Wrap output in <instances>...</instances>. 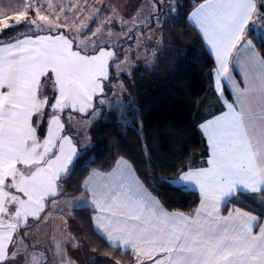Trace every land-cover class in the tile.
I'll return each instance as SVG.
<instances>
[{"label": "snow or ice", "instance_id": "6c2138e0", "mask_svg": "<svg viewBox=\"0 0 264 264\" xmlns=\"http://www.w3.org/2000/svg\"><path fill=\"white\" fill-rule=\"evenodd\" d=\"M143 7L159 22L153 13L161 0ZM117 19L123 27L136 17L116 11L83 41L77 37L86 26L77 27L53 0L0 2V264H40L14 234L30 217L48 220L46 207L59 197L89 205L97 234L131 252L135 264H264V221L239 208L221 215V205L238 192L264 204V54L247 38L253 27L264 31V0H204L188 17L215 54L216 91L223 96L227 80L235 96L225 101L227 111L200 125L207 167H187L176 177L178 185L199 189V207L190 214L165 210L124 157L111 172L92 170L82 179L75 191L90 199L73 201L69 194L77 148L66 121L73 112L94 117L96 103H106L109 69L120 66L110 62L122 55L106 39L119 36ZM234 51L243 89L229 68ZM55 254L59 264H75L63 242Z\"/></svg>", "mask_w": 264, "mask_h": 264}, {"label": "trees", "instance_id": "16d2710c", "mask_svg": "<svg viewBox=\"0 0 264 264\" xmlns=\"http://www.w3.org/2000/svg\"><path fill=\"white\" fill-rule=\"evenodd\" d=\"M202 1L185 0L176 10L165 14L162 48L156 62L140 63L130 75L124 76L138 110H130L133 103L127 108L113 107L109 111L112 120H104L103 115L93 122L92 145H80L74 160V171L67 185L71 197L84 194L75 189L91 169L109 170L124 157L133 163L141 179L167 209L190 214L197 208L200 193L174 185L168 179L177 177L184 168L198 165L201 156L207 153L199 120L214 95L215 61L188 19L191 10ZM18 30H10L8 35H16ZM255 30L252 28L249 35L264 54V35ZM105 87L110 93L111 88ZM120 115H123L121 119ZM129 115L131 121L127 119ZM230 204L260 216L264 213V204L242 192L228 202L225 210ZM91 217L92 208L81 206L74 209L68 220L69 230L77 238L76 249L82 263L132 264L133 254L110 247L95 231Z\"/></svg>", "mask_w": 264, "mask_h": 264}, {"label": "rangeland", "instance_id": "374dc122", "mask_svg": "<svg viewBox=\"0 0 264 264\" xmlns=\"http://www.w3.org/2000/svg\"><path fill=\"white\" fill-rule=\"evenodd\" d=\"M184 1L161 0V7L153 13L154 16L159 18V22H157L149 18L150 8L143 7L146 3H149V0H53L60 8L67 11L69 18L74 20L77 27L86 26L83 34L77 37L78 40L88 41L91 39L92 32L105 23L108 18H113L116 11L121 13L126 20L132 19L133 16L136 17L134 24H126L123 27L120 26L117 19L115 21V31L119 33V36L106 37V39H109V47L122 53L119 60L110 62L112 65L119 63L120 66L118 68L110 67L109 69L110 79L105 81V84L108 82L106 85H112V87L110 93L105 87L104 99L106 103L103 105L96 103V115L94 117L73 112L72 119L66 121L65 130L73 138L80 141L81 146L84 147L87 140L91 138L90 128L95 120L99 119L101 115H104V120L110 121L113 119L109 114L110 109L113 107L127 108L133 103L134 108L130 107V110H138L134 97L126 87L124 76L130 75L140 63L154 64L156 62L162 48V22L166 16L165 14L169 12V7L174 11ZM0 2L4 5L18 6V0H0ZM41 2L44 3L46 0H41ZM139 8H143V10L138 11ZM9 31L6 30V32ZM23 31L24 29L20 28L18 33ZM121 61L123 63H120ZM70 111H65V117ZM125 114L126 117L128 114ZM121 116L123 115H120V119ZM131 116H128V121L132 120ZM140 124V131L144 139L142 123L140 122ZM71 198L73 201L80 200L79 197ZM67 207L70 208L69 212H71L72 208L76 206L67 202L63 205V208ZM59 217V215L53 213V216L49 214L46 221L42 220L41 222L34 218L30 219L26 227L20 228L16 239L21 242L23 248L25 247L24 238H28L29 245L33 249L31 253L39 261H42V264H59V257L55 254L56 244L65 240L63 244L69 243L71 248L67 251V255L75 264H81V260L74 252V249L77 248V240L74 236V241L72 240V234L68 229L64 231V225ZM65 227L67 228V226ZM25 233L27 235H24Z\"/></svg>", "mask_w": 264, "mask_h": 264}, {"label": "crops", "instance_id": "0c3cea01", "mask_svg": "<svg viewBox=\"0 0 264 264\" xmlns=\"http://www.w3.org/2000/svg\"><path fill=\"white\" fill-rule=\"evenodd\" d=\"M203 2H204V1H202V2H200V3H203ZM200 3L196 4L195 7L198 6ZM195 7H194V8H195ZM194 8L191 10V12L194 10ZM191 12H190V13H191ZM189 15H190V14H189ZM190 21H191V20H190ZM191 23L194 25V23H193L192 21H191ZM194 26H195V25H194ZM195 28L199 31V29H198L197 26H195ZM253 28L256 29V30H255L256 33H262V34L264 35V31L260 30V29L257 28V27H253ZM199 33H200V31H199ZM200 35L202 36V33H200ZM202 38H203V37H202ZM247 38L250 39V40H252L253 47H254L255 51H256L257 53H260V54H261V52L259 51V49H258V47H257V45H256V43H255V40L252 38V36H250V35L248 34V37H247ZM203 41H204V40H203ZM204 43H205V45H206L208 51H209V52L211 53V55L213 56L214 61H215V67H216L215 54H214V52L211 50V48L207 45V43H206L205 41H204ZM240 58H241V59L243 58V54H242V53H241V55H240ZM237 59H238L237 52L234 51L233 54H232L231 63L229 64V68H230V71L232 72V75H233L235 81L239 84L240 88L243 89V88H244V83H243L244 76H243V74H242V72H241V70H240V66H239V64L236 62ZM222 85H223V88H224V95H223V96H221V95L219 94V92L216 91V88H215V73L213 72L214 95H213L212 98L210 99L211 101H209L208 103H206L204 109H203L202 112H201V118H200V120H199V128H200V125L203 124L204 122H206L207 120H210V119H212L213 117L218 116V115H221L223 112L227 111V108H226V106H225V101H227L228 103H232V102L234 101V99H235V96H234V90H233V88L231 87L230 83H229L227 80H222ZM65 113H66V112H65ZM65 113H64V116L66 115ZM101 116H103V115H101ZM101 116H100V117H101ZM200 130H201L202 135H203V137H204V139H205L206 148H207V153H206V156H201V158H200L201 160H200V162H199L198 165L192 166L191 168L207 167V160L209 159V156H210V150H209V146H208V143H207V137L204 135V133H203V131H202L201 128H200ZM65 131H66V134H68L69 136H71V135L67 132V130H65ZM71 137H72V136H71ZM72 139H73V143H74V145H75L76 148H77V155H78V153H79V147H80V141L76 140V139L73 138V137H72ZM91 145H92V139L90 138V139L87 140V142L85 143V146H84V147L91 146ZM78 146H79V147H78ZM75 158H76V157H75ZM119 159H120V158H119ZM125 159L128 160L129 163H131V164L133 165V163H132L129 159H127V158H125ZM74 160H75V159H74ZM115 166H116V163H115V165L113 166V168H114ZM133 167H134V165H133ZM113 168H111V169H109V170H101V169H98V168H93V169H91V171H92V170H98L99 172H101V173L103 174V173H109V172H111ZM134 168H135V167H134ZM135 170H136V169H135ZM91 171H90V172H91ZM136 174H137V176L139 177V179L141 180V182L144 184L145 188L148 189V190H149V191H150V192H151V193H152V194H153V195L159 200V202H160L161 205L165 208V210H167V211H169V212H178V213L189 214V213H186V212H183V211H180V210H169V209H167V208L163 205V203L161 202V200L157 197V195L153 192V190H152L150 187H148V186L144 183V181L141 179V177H140L139 174L137 173V170H136ZM86 177H87V176H86ZM168 180H169L172 184H174V185H177V186L183 187V188H185V189L196 190V191L199 192V189H198L197 186H194V185H188V186L178 185V184L176 183V177H174V178H170V179H168ZM238 193H240V192H238ZM238 193H237V194H238ZM242 193H244V192H242ZM237 194H236V195H237ZM236 195H235V196H236ZM78 197H79V199H90V197H86L84 194H83V195H80V196H78ZM74 198H75V197H74ZM76 198H77V197H76ZM231 199H232V198H231ZM231 199H230V200H231ZM230 200H228V201L226 202V205H225V204H222V205H221V215H223V216H227L229 211H231V210L234 209V208H239V209H241L242 211L249 212V213H251L252 215H256V216L260 217L261 220L264 221V218H262L259 214L255 213V212H253V211L247 210V209H245V208H243V207H240V206L234 205V204H230V205L228 206V209L225 210V208H226V206L228 205V202H229ZM65 204H67L66 199H65L64 197H59V198H57V203H56L55 205L48 204L47 207H46V214H47L48 216H49V214H50V216H53V213H56L57 215L60 216L59 218H61L62 224L64 225V226H63V227H64V231H65V229H68V230H69V227H68V220H69V217H70L71 214L73 213L74 209L77 208V206H76V207L72 208L71 212H69V211H70V210H69V209H70L69 207H67V208H63V205H65ZM199 204H200V202H199ZM84 206H88V207H90L89 205H84ZM198 207H199V205L197 206V208H198ZM90 208H91V207H90ZM94 215H95V213L93 212V216H94ZM30 219H33V218L30 217V218L27 220V222H28ZM40 221L42 222V220H40ZM65 226H67V228H66ZM93 226H94V225H93ZM23 227H26V226H23V225H22V228H23ZM256 230L258 231V229H256ZM69 232L72 234V237L74 236L75 239L77 240L76 236H75L70 230H69ZM14 237L16 238V235H15V234H14ZM74 237L72 238L73 241H74ZM24 240H25L24 246H25V247L28 249V251L31 253V252L33 251V249H31V246L29 245V239H28V238H24ZM30 242H31V241H30ZM64 242H65V240H64ZM64 242H63V243H64ZM64 247L66 248L67 251L71 250L69 243H67L66 245L64 244ZM74 252H75L76 255H78L79 260H81V258H80V253L78 252V250H77L76 248L74 249ZM157 258H158V257H157ZM42 263H43V262L40 261V264H42ZM81 264H83L82 261H81ZM132 264H135V260H134V262H133ZM145 264H151V261L146 260V261H145Z\"/></svg>", "mask_w": 264, "mask_h": 264}]
</instances>
